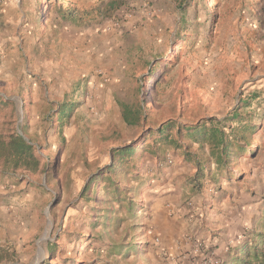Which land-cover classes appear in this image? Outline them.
I'll return each mask as SVG.
<instances>
[{
    "label": "rangeland",
    "instance_id": "rangeland-1",
    "mask_svg": "<svg viewBox=\"0 0 264 264\" xmlns=\"http://www.w3.org/2000/svg\"><path fill=\"white\" fill-rule=\"evenodd\" d=\"M106 1L0 0L11 42L0 61V102L11 101L0 103V139L16 132L39 160L36 170L14 168L0 155V264H158L161 251L147 249L162 238L150 226L147 240L142 224L158 204L189 246L179 257L223 259L260 225L264 0H127L112 16ZM253 93L242 111L256 129L250 149L230 159L231 177L192 188L193 165L171 147L133 158L137 181L105 173L114 149L141 146L148 128L221 119ZM123 104L142 109L139 123L123 121ZM109 175L136 210L111 201ZM102 208L113 212L104 218Z\"/></svg>",
    "mask_w": 264,
    "mask_h": 264
},
{
    "label": "trees",
    "instance_id": "trees-1",
    "mask_svg": "<svg viewBox=\"0 0 264 264\" xmlns=\"http://www.w3.org/2000/svg\"><path fill=\"white\" fill-rule=\"evenodd\" d=\"M46 1L50 3V0ZM126 1L107 0L102 7V13L112 16ZM56 9L63 20L75 19L68 6H58ZM257 97L258 94L253 93L244 100L240 99L238 105L221 119L216 116H206L194 123L180 122L173 118L166 119L144 132L145 144L139 146L138 143L129 142L114 149L116 161L107 167L105 173L108 175L120 171L123 175L131 174L132 179L137 181L140 178L139 174L130 168L134 161L138 160L142 153L157 154L159 148L171 147L180 150L183 161L193 165V174L188 177V184L192 188L201 189L206 185L208 178L216 183L219 176L231 177L229 161L233 156H243L250 149L251 145L247 141L257 125L253 122L252 116H249L250 112L243 113L242 110L249 107ZM0 103L9 104L11 101L6 99ZM141 110L140 107L133 108L123 104L121 112L123 121L136 125L140 122ZM0 150L4 163L14 168L36 170L39 167L33 146L16 132L9 134L6 140L0 139ZM106 181L109 184L107 186H110L111 201L124 206L129 212L136 210L133 200L120 195L122 188L118 186L117 180L109 175ZM93 182L95 180H91L89 185ZM102 209H104L102 212L104 218L108 216L107 212H113V210L108 211L109 208ZM1 253L2 249H0V259ZM221 264H264V209L259 227L250 230L239 243L227 247Z\"/></svg>",
    "mask_w": 264,
    "mask_h": 264
},
{
    "label": "crops",
    "instance_id": "crops-1",
    "mask_svg": "<svg viewBox=\"0 0 264 264\" xmlns=\"http://www.w3.org/2000/svg\"><path fill=\"white\" fill-rule=\"evenodd\" d=\"M0 18L1 16H3V12L5 11V9L3 8V5L0 3ZM149 29V28H146ZM151 29V28H150ZM11 50V42H10V35H8L7 29L5 28V26L3 25V27H0V61H5L7 59V53L8 51ZM11 56L15 57L17 56V53H12ZM16 61V60H15ZM4 66V64L2 65ZM1 66V67H2ZM171 184V182H170ZM161 205H156L155 206V211H153L152 216H151V221L150 219H148L147 221L149 223H142L143 225H145V235H146V239L149 240L150 239V235L148 234V228H150V226L153 228L154 232L153 234L159 236V238H162V241L158 244L160 246H157V241L158 239H154L155 241H153V244L151 246V248L149 247V249H157L158 251L160 250L161 253L163 254L161 255H157V262L158 264H183V263H187L186 260H184V258H186L188 255H184L179 257L178 255L180 253H185L186 250H188L189 246H187V242H183L185 246H183V243H178L179 239L181 238L180 235L178 234H174L175 232V224L176 223L174 220L171 219V217H169V215L167 214V212H165L163 210V207L160 208ZM234 220V219H232ZM237 220V219H236ZM151 224V225H150ZM172 232V233H171ZM170 233V234H169ZM142 237V234H141ZM140 247V246H139ZM138 249H142V248H138ZM160 253V254H161ZM169 253V254H167ZM170 255V256H168ZM168 256V257H167ZM171 256H177V260L175 261L173 259V257ZM182 260V262H181ZM184 260V261H183Z\"/></svg>",
    "mask_w": 264,
    "mask_h": 264
},
{
    "label": "built area",
    "instance_id": "built-area-1",
    "mask_svg": "<svg viewBox=\"0 0 264 264\" xmlns=\"http://www.w3.org/2000/svg\"><path fill=\"white\" fill-rule=\"evenodd\" d=\"M194 251L197 252V249H195ZM191 257H194V255L191 254ZM184 260H186L187 263H183V264H221L220 257L215 254V251H211V250H208L203 254H200V256L197 258L191 259L187 256V258H184Z\"/></svg>",
    "mask_w": 264,
    "mask_h": 264
}]
</instances>
